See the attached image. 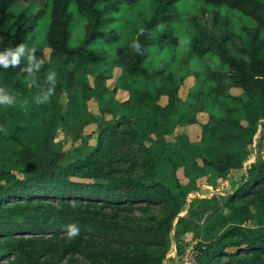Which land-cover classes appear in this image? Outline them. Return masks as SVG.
Returning a JSON list of instances; mask_svg holds the SVG:
<instances>
[{
	"label": "trees",
	"instance_id": "trees-1",
	"mask_svg": "<svg viewBox=\"0 0 264 264\" xmlns=\"http://www.w3.org/2000/svg\"><path fill=\"white\" fill-rule=\"evenodd\" d=\"M45 1L0 0V258L60 264L80 254L87 264H165L171 233L187 229L174 228L191 190L177 169L195 161L200 173L199 160L222 174L242 169L248 145L264 129V0H148L150 19L121 43L113 27L116 13L143 0H51L45 38L51 61L42 49L23 47L45 14L42 7L30 8ZM72 3L86 21L76 45ZM185 25L187 57L181 48ZM160 53L165 56L157 61ZM193 57L216 58L232 81L197 77L184 100L179 88ZM34 64L54 78L36 71V81L27 86ZM115 67L122 73L111 88L107 80ZM86 75H93L94 85L78 81ZM232 85L242 91L230 94ZM119 89L128 91L126 100L116 97ZM163 95L166 104L160 103ZM91 100L98 112L90 109ZM207 109L211 118L199 140L184 133L175 141L167 138ZM97 114L116 120L104 123L85 155L67 162L54 148L59 126L99 124ZM156 171L169 175L150 182ZM246 172L249 189L242 185L227 203L235 223L200 244L199 264H264V160L251 162ZM139 201L159 204L161 215H133ZM253 213L261 224L244 226ZM28 231L38 234L24 235Z\"/></svg>",
	"mask_w": 264,
	"mask_h": 264
},
{
	"label": "rangeland",
	"instance_id": "rangeland-1",
	"mask_svg": "<svg viewBox=\"0 0 264 264\" xmlns=\"http://www.w3.org/2000/svg\"><path fill=\"white\" fill-rule=\"evenodd\" d=\"M51 6V0H46L42 4H36L30 8L40 10L41 7L45 14L39 20V24L32 29L29 36L25 39L23 43L24 48L30 46L38 49H42L44 55L48 61L52 60L51 49L47 47L45 43L47 27L49 23V10ZM26 7V6H25ZM23 6L17 7L15 12L19 11ZM27 8V7H26ZM71 11L74 13L73 21L71 24V38L72 44H78L85 34L86 21L77 13L74 4L70 6ZM35 10V11H36ZM152 15L151 7L148 0H143L135 6L124 7L123 10L116 13V19L113 22V27L119 32L120 43L121 41L129 36L130 34H137L141 30L145 22L150 19ZM112 27V28H113ZM111 28V27H110ZM190 28V27H189ZM188 27L185 25L182 31V50L189 51L185 56L190 55L189 39H188ZM187 53V52H185ZM165 54H156V60L161 59ZM202 58H191L188 60V65L191 70L188 72L187 76L181 81V87L179 88V95L184 99L188 100L189 92L191 88L195 86L196 78H206L209 81H218L223 84H228L232 80L228 77V70L223 67L220 62L214 57ZM182 61H186L182 58ZM181 62V59H179ZM202 65V67H200ZM199 67V69H197ZM33 71L29 73L24 79L27 86H31L36 81L35 72L48 74L50 78H54L52 71L48 72L45 69L42 72V65L34 64ZM37 69V70H36ZM180 72L187 73V70L180 69ZM207 71V72H205ZM122 69L120 67H115L113 69V76L107 80V85L113 87L116 84L117 78L121 75ZM181 76L177 75V79ZM79 82H87L94 85L93 75H86L84 77L78 76ZM140 80L146 81L143 76L139 77ZM151 81V79H148ZM228 91L230 94L238 95L242 89L238 86L232 85L229 87ZM116 97L120 100H126L129 97V93L126 90L119 89L116 93ZM6 101L7 96H4ZM167 96L163 95L160 99L161 104L167 103ZM60 101L64 107V110L69 114L70 107L68 105V98L66 93L61 95ZM89 107L92 111L98 112L97 103L95 100L89 102ZM98 115V114H97ZM99 119H102L100 123L97 122L90 123L85 126H79L76 128L69 129L67 122H63L59 126L57 134L54 138V148L62 151L65 154V160L67 162L71 161V158H76L80 155H85L93 143L96 141L95 135L100 131V128L104 123H110L114 120L110 115H98ZM211 118V109L201 110L196 114V120L184 126H178L175 133L167 136L169 140H174L178 133L186 134L192 141L199 140L202 133L204 124H206ZM103 122V123H102ZM246 124V122H243ZM262 125L259 127L257 132L253 137V142L248 145L249 155L245 161V166L242 169H237L231 171L229 174L218 173L215 169L204 166L199 160L198 164L202 166V172H195V161H187L185 165L179 167L176 171L177 177L181 183L191 184V190L187 194V202L184 206L182 212L179 214V222L175 221L174 228L187 227L186 231L178 236L174 235V231L171 233V249L165 259V264H199V258L197 256L199 246L202 242H208L211 239L216 238L218 235L224 233L226 229L234 224L233 211L227 205L228 199L242 186L245 185L247 168L251 162L256 160H264V137L261 135L264 133ZM13 148L19 149L21 146L16 142H10ZM195 172V176L191 177L189 174ZM17 174L19 177H24L25 172L18 170ZM169 174L166 171H156L150 177V182L158 180L160 177H167ZM80 181H88L87 179H78ZM90 181H94L89 179ZM249 185H245L247 190ZM256 187V186H254ZM246 190V191H247ZM176 192H178L176 190ZM249 194V195H248ZM248 197L251 196L250 190L247 193ZM238 200H240L238 198ZM254 212V208L252 210ZM160 214L161 210L159 204L152 203L151 206H147L145 202H134V212L133 215L138 217H144L147 220L150 219L151 214ZM261 224L256 214L253 215L245 221L244 226L257 227ZM38 231H28L26 236H30ZM38 234V233H37ZM46 235H50L49 231L44 232ZM20 235V234H19ZM238 248H229V250H237ZM239 252H243L239 249ZM0 264H17L13 258L3 257L0 258ZM60 264H87L85 259L80 254H73L67 257Z\"/></svg>",
	"mask_w": 264,
	"mask_h": 264
}]
</instances>
